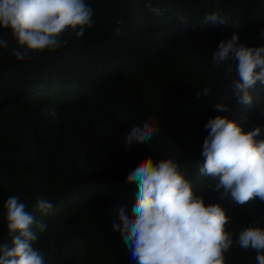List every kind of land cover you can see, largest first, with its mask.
Segmentation results:
<instances>
[{
    "label": "trees",
    "instance_id": "trees-1",
    "mask_svg": "<svg viewBox=\"0 0 264 264\" xmlns=\"http://www.w3.org/2000/svg\"><path fill=\"white\" fill-rule=\"evenodd\" d=\"M146 2L85 0L93 25L84 36L68 30L67 44L31 60L11 55L17 41L0 27L9 43L0 47V244L11 242L3 205L15 195L47 225L33 242L45 264H137L113 225L137 201L128 174L149 157L174 158L196 194L225 209L234 239L243 228L264 226V201L221 199L209 190L213 179L199 174L210 119L225 116L245 132L260 127L257 140H264V84L250 88L252 104L244 105L224 78L229 62L212 63L234 32L239 43L264 46V0H160V16ZM211 12L230 23H205ZM203 88L209 96L197 95ZM221 102L227 111L215 109ZM145 121L157 128L152 140L126 150V133ZM39 199L53 204L47 215L34 211ZM255 256L235 243L225 253L226 264H256Z\"/></svg>",
    "mask_w": 264,
    "mask_h": 264
},
{
    "label": "clouds",
    "instance_id": "clouds-1",
    "mask_svg": "<svg viewBox=\"0 0 264 264\" xmlns=\"http://www.w3.org/2000/svg\"><path fill=\"white\" fill-rule=\"evenodd\" d=\"M159 2L156 0L154 6L153 0H147L145 7L160 16L166 9L159 7ZM92 17L93 9L85 0H0V27L10 29L17 41L11 55L18 61L63 47L67 40L61 37L68 30L83 37L86 27L93 25ZM204 22L227 25L230 19L211 12ZM123 23V19L118 21L119 25ZM121 32V27L114 29L116 36ZM259 36L264 39V30ZM239 40L238 32L222 40L212 53V63L229 62L224 78L232 80L239 102L250 106V88L257 81L264 84V46L248 47ZM0 47L9 48L8 41L0 39ZM197 95L209 96L210 89H199ZM215 109L228 110L222 102ZM49 115L55 118L54 108ZM205 129L210 131L203 143L205 159L199 174L213 179L209 190L219 192L221 199L230 196L241 205L253 198L264 201V140H257L262 129L245 132L238 122L225 116L210 119ZM156 131L150 121L131 127L123 139L126 150L151 141ZM127 181L137 182V201L127 214L125 209L120 210V223L113 228L120 231L137 264H226L225 253L234 243L245 251H254L256 264H264V226L243 228L234 239L227 229L230 218L225 209L218 203L206 204L174 158L155 162L149 157L128 174ZM3 206L11 242L0 244V264H45L43 252L33 242L47 225L27 211L18 196L8 197ZM52 208L50 201L39 199L34 211L47 215Z\"/></svg>",
    "mask_w": 264,
    "mask_h": 264
}]
</instances>
